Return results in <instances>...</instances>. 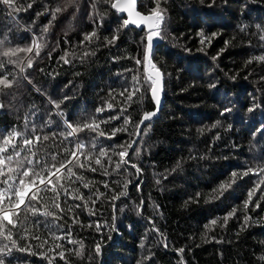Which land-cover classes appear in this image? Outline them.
<instances>
[{
	"label": "trees",
	"instance_id": "1",
	"mask_svg": "<svg viewBox=\"0 0 264 264\" xmlns=\"http://www.w3.org/2000/svg\"><path fill=\"white\" fill-rule=\"evenodd\" d=\"M156 3L137 0L136 10L148 14ZM66 4L67 0H13L10 8L0 3V39L7 37L0 53L33 46L32 53L0 54L4 71L14 72L20 80L19 87L0 92L4 105L0 132L22 126L29 116L49 134L38 156L50 160L55 154L59 162L68 158L64 148L74 149V143L51 136L53 129L63 130L65 119L99 123L97 132L84 128L76 137L85 147L67 166L74 174L62 169L59 180L52 178L56 193H40L47 206L53 205L58 193L64 211L49 210L60 218L21 215L28 231L17 223L13 238L17 233L26 235L18 243L30 250H13L8 257L11 264H264V199H260L264 184L244 206L247 193L264 175L242 176L249 168L264 166V134L257 131L264 125V108L247 110L264 104V60L258 59L264 56V0H159L164 39L155 40L152 52L153 62L164 73L163 103L155 117L140 125L130 163L119 169L116 162L123 150L119 146L133 142L144 113L156 110L143 83L144 64L136 63L145 51L146 30L144 25L124 27L127 15L105 0ZM93 31L96 36L86 41L85 35ZM113 35L118 39L108 44ZM37 37L43 43L39 56L33 44ZM28 56L33 57L31 68ZM9 59L17 63H8ZM134 76L141 84L139 92L133 87ZM129 92L134 93L131 101L126 100ZM51 101H63V116ZM100 107L104 111L97 113ZM225 108L231 112L221 115ZM117 128L122 130L112 136ZM101 148L108 155L99 156ZM221 184L231 187L219 196ZM120 192L126 195L113 200ZM81 195L83 199L76 198ZM38 207L45 210L43 202ZM233 209L235 215L225 222ZM97 244H101L99 255Z\"/></svg>",
	"mask_w": 264,
	"mask_h": 264
},
{
	"label": "snow or ice",
	"instance_id": "2",
	"mask_svg": "<svg viewBox=\"0 0 264 264\" xmlns=\"http://www.w3.org/2000/svg\"><path fill=\"white\" fill-rule=\"evenodd\" d=\"M76 0H67V4L65 7L74 4ZM106 3L110 5L111 8L115 9L121 13H127V19H123V26L127 27L129 24H134L137 27L140 25H144L147 29L145 39V51L142 59H137L136 63L139 65L141 63L144 64L146 76L143 81L144 84L147 85V91L151 92L152 100L155 102L157 108L156 110L145 112L143 115V119L136 125L137 134H139L140 125L144 124V121L151 120L153 117L157 115V111L160 104V92L163 88V76L164 73L157 67V65L153 62L154 54L152 49L154 47V42L156 39H164L161 35L160 25L164 19V9L160 6L159 0H157L156 6L149 10L148 14H142L140 11L136 10L137 0H105ZM0 3H4L8 7H13V0H0ZM30 7V5H28ZM56 12L61 11L60 8L55 10ZM55 13H53V17ZM99 26V25H98ZM46 31V29H45ZM215 33H213V36ZM96 36V32L93 31L90 34L85 35L86 41H91L93 37ZM203 36V33H201ZM7 39H0V49L4 47V42ZM118 39V36L113 35L110 39H107L108 44H112L115 40ZM204 43V39H201V44ZM33 44L35 45V56L40 55V49L43 47L42 38L37 37ZM186 51H190L186 49ZM25 52L32 53L33 46H25V47H10L5 51H2L4 57H12L17 56V53ZM88 53H85L87 55ZM63 58V57H62ZM215 59V58H213ZM260 60H264V56L258 57ZM69 61L65 59V63ZM8 63H17V61H13L9 59ZM33 63V57H27V67L31 68ZM6 65L3 61H0V92H6V90L13 89V87L20 86V80L17 79L16 74L12 71H4ZM25 71L24 67H20V72L23 73ZM22 79H27V77H22ZM135 84L133 85L135 92L140 91V81L138 77H133ZM210 87H215V85H209ZM39 91V89H37ZM128 91V89H125ZM133 92H129L126 97L127 101L132 100ZM123 95V93H121ZM63 100H67V97H64ZM54 108L57 110V114L63 116V112L61 110V103L63 101H51ZM4 105L0 102V108H3ZM113 105L111 103L107 104V108L111 109ZM264 108V104H254L249 107L248 112H253L256 109ZM104 111L103 107L97 108L96 112L101 113ZM123 111V109H122ZM231 112L230 108H225L221 115H225L226 113ZM34 115V113H33ZM116 117H113V119ZM104 122V121H100ZM125 123H128L127 118L125 119ZM219 123V122H217ZM52 125V121L49 120L46 126L50 127ZM64 129H53L51 132V136H60L63 137L64 140H71L74 143V149H70L68 147L64 148V152L68 153L67 159H62L57 162V156L55 154L51 155L50 160L45 156H38V153L44 147L42 141L49 140V134L43 133V127L38 126L34 123L29 116H25L24 123L20 127H12L9 130H5L0 132V264H11V260L8 259L12 255L13 250L16 251H29L30 246H23L18 243L19 240L26 239V235H22L17 233V238L14 239L13 229L17 227V223H21V227L24 228L25 233L28 231L27 228L24 227V224L21 222V215L25 214L24 219H27V213L31 212L32 216H36L39 213L44 217H53L54 219H59L56 212L49 210V207H54L56 210L63 212L64 209L61 208L60 203L58 202V193L54 198L55 202L51 206H47V202L44 201V197L40 196V193L52 191L56 193V188L53 187L54 181L53 177H56L59 180L58 173L61 172L62 169H65L68 165L72 164V158L77 156V150H82L85 147V144L76 139L78 133L82 131L84 128L89 129L92 132H97L99 129V123L95 119H90L83 124L77 122L74 124L69 120H64ZM122 129H113L112 136L115 135L117 131H121ZM258 132L264 134V125H261V128L257 130ZM98 134L100 136H104L105 133L103 131H99ZM111 138V137H109ZM135 141L128 143L127 146L120 145L123 150L118 153L120 160L116 162V169H119L121 164H129L130 161L126 159L128 156V149L132 147V143ZM40 143L38 147L37 144ZM91 146L93 149L96 148L95 139L91 141ZM116 146H112L114 149ZM108 155L107 149L101 148L99 152V156L103 157ZM111 158L109 157V163H111ZM78 163V161H77ZM96 164L100 165L101 168L104 166L101 164L100 159H96ZM133 168H136V171L139 173L140 169L135 165H131ZM83 167V165H81ZM93 171L96 169L93 168ZM67 172L69 175H73L72 168L67 167ZM249 172H253L256 175H264V166L259 167L258 170L249 168L248 170L242 173V176H246ZM232 177L235 178L237 176L236 172H233ZM242 178V177H241ZM232 183H235V179L232 180ZM264 184V179H261L255 184V187L251 189L247 193V199L244 202V206L248 207L249 203L252 202V198L257 190H260V185ZM84 187H88V184L85 183ZM107 187V184H105ZM127 187V184H125ZM140 185L137 184V188ZM231 187V184H221L220 189L218 190V195L222 196L223 192ZM65 191H67L65 189ZM264 193V190H261ZM102 195V194H100ZM126 195L125 192H120L117 195L112 197L113 200L118 199L119 196ZM77 199H83V196H77ZM99 198V196H97ZM90 199V197H89ZM260 199H264V194L261 195ZM41 202L44 203L45 210L40 211L38 207ZM259 207L257 203L255 205ZM75 207H80V205H75ZM87 207V204H85ZM235 209L228 213V216L225 217V222L228 217L235 215ZM95 214V213H90ZM15 218V219H14ZM249 217H245L247 221ZM77 222L75 219L73 223ZM212 224H216V220L211 222ZM8 226H11L9 228ZM46 228L51 232L52 227L49 225H45ZM101 225L99 223L96 224L97 230H99ZM34 239H39V236H33ZM56 239H60V237H55ZM72 243L71 240L68 241ZM47 241H43L40 247H43ZM55 248H59L60 245L56 244ZM165 247L167 245L165 244ZM52 251V249H49ZM96 254L99 255L101 253V244H97L95 248ZM181 253L184 251L183 249L179 250ZM79 254V253H77ZM61 259H64V253L61 251L59 253ZM51 264V262H50Z\"/></svg>",
	"mask_w": 264,
	"mask_h": 264
},
{
	"label": "water",
	"instance_id": "3",
	"mask_svg": "<svg viewBox=\"0 0 264 264\" xmlns=\"http://www.w3.org/2000/svg\"><path fill=\"white\" fill-rule=\"evenodd\" d=\"M122 14H125L127 15V13H122ZM145 30L147 31L146 27L144 26ZM162 103H163V88H162V91L160 92V104H159V108H158V111H157V114L158 112L161 110V107H162ZM156 105V104H155ZM157 108V106H156ZM140 133H141V126L139 128V134H137L136 138L134 139V143H132V147L130 148L129 152H128V156L126 157V159H128L129 155L131 154V152L133 151V149L135 148V145L137 143V141L139 140V137H140Z\"/></svg>",
	"mask_w": 264,
	"mask_h": 264
},
{
	"label": "bare ground",
	"instance_id": "4",
	"mask_svg": "<svg viewBox=\"0 0 264 264\" xmlns=\"http://www.w3.org/2000/svg\"><path fill=\"white\" fill-rule=\"evenodd\" d=\"M163 92H164V89H163ZM159 113V112H158Z\"/></svg>",
	"mask_w": 264,
	"mask_h": 264
}]
</instances>
